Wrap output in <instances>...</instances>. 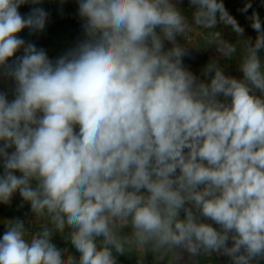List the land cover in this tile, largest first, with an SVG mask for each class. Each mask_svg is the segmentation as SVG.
<instances>
[{"label": "clouds", "instance_id": "1", "mask_svg": "<svg viewBox=\"0 0 264 264\" xmlns=\"http://www.w3.org/2000/svg\"><path fill=\"white\" fill-rule=\"evenodd\" d=\"M75 2L84 38L53 59L20 35L44 33V0H0V204L29 207L0 221V264H264L259 13L253 38L224 0ZM193 28L217 53L200 75Z\"/></svg>", "mask_w": 264, "mask_h": 264}, {"label": "rangeland", "instance_id": "2", "mask_svg": "<svg viewBox=\"0 0 264 264\" xmlns=\"http://www.w3.org/2000/svg\"><path fill=\"white\" fill-rule=\"evenodd\" d=\"M227 4L226 7L231 10L233 8V6L235 5H242V7L244 6L246 0H227ZM252 3V8L249 9L248 13H243L241 14V20H238V22L245 28V34L252 36L253 38L255 37V32L254 30L250 27V22L247 19V16L251 15V12L254 10L256 12L259 13V15L261 16V19L264 20V2L261 0H251ZM183 7L187 8L188 6L184 5L183 2ZM190 15V13H189ZM244 17V18H243ZM243 18V20H242ZM82 21L78 18V20H76L73 25H72V29L75 32V38L76 40H80L83 39V30L81 27ZM224 31V35H225V39H231V32L229 29L225 28L223 29ZM69 30H65V31H61L59 32V34H57V36H60L61 38H58V45L59 48L61 49L60 51L62 53H64V51L69 48L68 45V41H67V35H68ZM181 42L182 43H186L190 48H191V56L188 57L189 59H185V63L186 65L190 68L193 69L192 71L197 74L200 75V71L203 68V65L201 63H199V56L203 57L206 61H209L210 58L214 57L217 55V53L215 52L214 47H209L207 45L206 42V32H204L203 30H199V29H195L193 28L192 31H189L185 37L181 38ZM195 43V44H194ZM194 44V46H193ZM239 78V77H237ZM2 81V80H1ZM4 89H6L7 91L12 87L11 82L10 81H4L2 83ZM21 203L19 196L17 195L16 197H14L13 202L11 204V206H7V205H3L0 204V221L4 220V219H11V218H16L19 217L21 219H26V213H29V207L27 205H25L24 208H19L18 205ZM5 231V227L3 225V223H0V238H2V235ZM54 243H56L59 247H64L65 244L62 241V239L57 236L54 239ZM123 257V256H121ZM120 261V257L118 258ZM152 256L148 255L147 257V261L148 263L152 262ZM131 262L128 261V264H136V257L135 255L131 256ZM121 264V263H120Z\"/></svg>", "mask_w": 264, "mask_h": 264}, {"label": "trees", "instance_id": "3", "mask_svg": "<svg viewBox=\"0 0 264 264\" xmlns=\"http://www.w3.org/2000/svg\"><path fill=\"white\" fill-rule=\"evenodd\" d=\"M261 1L264 2V0H261ZM183 2H184L185 6H188L187 0H183ZM227 2H228L227 0H224L225 4H227ZM43 7H45V9L47 11H49V13H50V21L47 24L44 33L30 36L28 34V31L24 30V32H22L20 35L26 41L30 40L32 42H35L38 47H44L45 50L47 51L49 57L54 59V58L58 57L59 55L63 54L60 51L61 49L59 48V45H58V38H61L60 36H57V34H59V32L69 30L67 38H66L68 41L69 48L74 46V44L77 42V40L75 38V32H77V31H74L72 29L73 23L76 20H78V18H79L77 15V6H76L75 0H66L65 4L63 5V7L61 9V5L59 3V0H44ZM241 8H242V5L239 4V5L233 6V8L231 10H229L228 8L227 9L237 20H241L240 17H241V14H243L240 11ZM29 10H30L29 5L21 6V8L19 9V11L21 12L22 15L26 14ZM243 18H242V20H243ZM221 27L223 28V26H221ZM223 29H225V28H223ZM231 34H232L231 39H233L234 34L233 33H231ZM194 44H193V46H194ZM185 59H189V58H185ZM198 60H199V63H201L203 65V67L208 62L201 56H199ZM221 66H223L225 68L226 74H230V75H233L236 77H240L241 74L236 70L234 63L229 64V63L225 62L223 59H221ZM190 70L192 71L193 69H190ZM2 83H3V80L2 81L0 80V91H7L6 89H4ZM10 90H11V88L8 90L9 93H10ZM9 98H11V95L9 96ZM125 256L127 258H131L130 256H127V255H125ZM213 259L215 261H217L219 259V257L216 259L215 258H213ZM223 259L227 260L226 257H223ZM148 264H151V263H148ZM204 264H205V261H204Z\"/></svg>", "mask_w": 264, "mask_h": 264}, {"label": "crops", "instance_id": "4", "mask_svg": "<svg viewBox=\"0 0 264 264\" xmlns=\"http://www.w3.org/2000/svg\"><path fill=\"white\" fill-rule=\"evenodd\" d=\"M215 259L218 258V257H214ZM120 263L121 264H128V261L131 262V258H127L126 256H123L121 257L120 256ZM215 264H228V260H224L223 257H219V259L217 261H215ZM201 264H204V259L201 258Z\"/></svg>", "mask_w": 264, "mask_h": 264}]
</instances>
